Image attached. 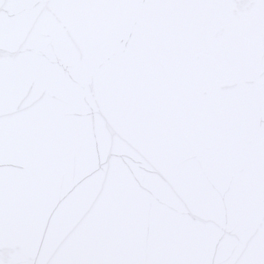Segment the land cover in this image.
Segmentation results:
<instances>
[{"label":"water","instance_id":"obj_1","mask_svg":"<svg viewBox=\"0 0 264 264\" xmlns=\"http://www.w3.org/2000/svg\"><path fill=\"white\" fill-rule=\"evenodd\" d=\"M0 264H264V0H0Z\"/></svg>","mask_w":264,"mask_h":264}]
</instances>
